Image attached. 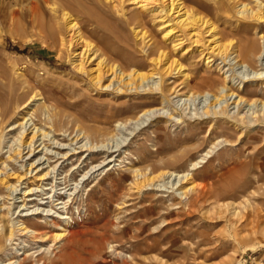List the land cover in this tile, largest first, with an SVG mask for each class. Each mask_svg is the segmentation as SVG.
<instances>
[{"label": "rangeland", "instance_id": "obj_1", "mask_svg": "<svg viewBox=\"0 0 264 264\" xmlns=\"http://www.w3.org/2000/svg\"><path fill=\"white\" fill-rule=\"evenodd\" d=\"M58 1L92 47L81 70L74 57L81 48L70 56L18 15H0V108H16L24 98L10 119L33 121L45 133L31 160L6 158L18 130L0 144V264H40L35 259L52 243L44 264H264V120L249 125L237 115L257 114L264 85L232 57L187 41L152 0H124L121 7ZM182 2L188 16L212 24L221 44L264 41V21L238 15L240 4L256 11L255 0ZM153 46L167 57L157 66ZM115 66L121 81L106 87L107 68ZM131 72L148 78L129 81ZM40 106L49 122L37 116ZM221 111L226 115L212 114ZM116 141L121 145L107 153L85 146ZM161 171L172 174L153 177ZM227 204L234 217L222 212ZM14 222L33 234L18 232Z\"/></svg>", "mask_w": 264, "mask_h": 264}, {"label": "bare ground", "instance_id": "obj_2", "mask_svg": "<svg viewBox=\"0 0 264 264\" xmlns=\"http://www.w3.org/2000/svg\"><path fill=\"white\" fill-rule=\"evenodd\" d=\"M107 1H112L114 5L116 4V6H120V7L122 6V4L124 2V0H107ZM126 1L127 2L128 1H132V3L134 2L136 4L139 0H126ZM229 1H231V0H228V2ZM255 1H256V4H257V10L256 11H250V10H248L246 8L245 5H241L240 4L239 7H238V8H240L238 10V15L239 14L240 15H244V14L248 13V14H250L251 17H254V18H256L257 20H260V21H264V3H263L264 0H255ZM152 2H155V7H156L155 11L156 12L163 13L166 18H169L170 20L174 21L175 25L178 26V28L181 31L184 32L186 38L189 37V38H187L188 39L187 41H189L190 43H192L193 45H195L198 48H203V46H206L212 53H215L217 56H220V57H223V58L232 57V59H234L238 64H240V65L242 64L243 66L248 68L249 78H252V80H254V82L258 81V83H256V84L264 85V41L261 42L260 46H256V45H249V46L245 45V46H242L240 44H234V43L232 44V43H229V42L226 43V44H223V43L221 44L219 42L218 38H217L216 30L213 28L212 24L209 23L208 21L204 20L203 18L198 17L194 13H192V14H190V16H188L187 12L185 11V8H184L182 0H152ZM1 3L2 4L4 3V7H3V5ZM145 3H148V2L142 3L140 5V8H143L144 5H146ZM0 4H1L0 5V15L2 14V9H5L4 11L7 10L5 13L6 14L8 13L9 18L12 19V20H14L15 17L18 15L19 17L22 18V20L25 21V24L28 27H30L34 31H37L39 33V35H41L42 33L46 32L48 34V36L52 40L57 41V43L63 48V50H65L66 53L69 54L70 56L76 54L75 53L76 49L81 48L82 49L81 54L75 55L74 57H77V58L81 59V60H79V63L76 65L78 70L80 68L81 69L85 68V63L87 62V59L88 58L90 59L88 53L91 51L92 47L90 46L89 42H87V41H85V39H83V37H82V35L80 33V30H79V26L74 21V18L72 17V15L70 13V10L67 7H64L62 4H60V2L58 0H6V1L0 0ZM144 8H146V7H144ZM6 14H4V16ZM248 19H249V17H248ZM256 19H253V21L254 20L256 21ZM172 23L173 22H170V24H172ZM131 26H132V24H131ZM205 34L208 35L206 38L204 37ZM134 36L137 37L136 32H135ZM167 36H169V32H168ZM154 44L155 43H153V45ZM74 47L76 49L72 50ZM153 47H154V49H153L154 65L157 66L161 62V60L163 58L167 59V57H166V55H165V53L163 51H160V48H158L157 46H153ZM211 52H209V53H211ZM100 59L101 60H99L97 62V68H98L97 72H98V74L95 76V80H94V82L96 81V83H100L101 82L102 75H103V72H102V68H103L102 67V63H103L102 59L103 58H100ZM175 66H177V64ZM115 68H116V66H115ZM115 68L114 67H108L107 68V69H109L111 71V73H110L111 75L109 74L111 76V78H109V76H108V78L111 79V80L109 81L110 83L108 85H106V87H109L113 83V81H112L113 79H116V81H118L119 77L122 74V72L118 68H116V70H115ZM103 70H104V68H103ZM107 72L105 71L104 74L106 75ZM151 74L153 75V73H151ZM125 76H126V78H128L129 81H137L140 84H142V81H145L148 78V75L138 74L136 72L135 73L131 72L129 74H126ZM103 79H105V78H103ZM120 81H121V77H120ZM106 83H108V82H106ZM125 83H124V85H125ZM114 84L115 83H113V85ZM135 84H137V83H135ZM155 85H154V87H155ZM240 88L245 90V87L243 85H242V87L240 86ZM261 93L264 95V88L261 89ZM225 96H224V98H226ZM235 97H236L235 99H237L236 100L237 103L243 102V99H241L240 96L236 95ZM31 99H32V97H31ZM34 99H33V101H34ZM23 100H24V98H22L20 102L17 101L15 103V105H17L18 107H16V108L13 107V108H11V110L2 111L1 108H0V144H4L5 143L7 135L9 134L8 132H10L9 130H14V129L18 130L17 135L14 138H12L11 142H9L10 144H9V146H7L8 150L5 152V153H7L6 158L7 157L9 158L8 161L11 158L12 159L15 158V160L19 161V160H23L24 158H26L28 160L29 159L31 160L32 158L37 157L38 156L37 153H39V151L37 149H39L38 148L39 145H40L39 143H41L39 141H40V139L42 140L43 137H45V133L43 132V130L40 127H38L36 125L35 122L32 121V123L31 122L29 123L28 119H23L22 123L16 124V122L13 123V120L10 119L12 114L17 110V108H19V105L20 106L22 105V107L26 106L27 102L26 101L23 102ZM234 103H235V101H234ZM245 104H247V103H245ZM259 107L260 108H259L257 114H256V111H254L255 113H252L253 115L252 116L250 115L251 117H248L247 113H246V115H245V113L237 114V115H239V120L238 121L245 120V122L248 123L249 125L253 124V123L261 122L262 120H264V103L261 102V106H259ZM37 112H38L37 113L38 117L46 115L47 122H49L51 120V117H50V115H48V112L44 109V106H40V108L37 109ZM151 113H153V111L148 112V113H144L143 116L140 119H137L133 123V130L142 121V118L144 119L146 116H150ZM154 113H155V111H154ZM212 114L226 115V111H221L219 113L213 112ZM249 114L250 113H248V115ZM151 116H152V114H151ZM29 117L31 119V116H29ZM6 126H8V127H7L6 130H4V128ZM131 134H132V132L129 133V135H131ZM114 140H116V139H114ZM111 142H108L106 144H100L99 146L98 145L97 146H93V145L91 146L89 143H86V144L84 143V144L90 150L94 149V151H95L96 148H97V150L100 148V150L101 149H105L106 153H107V151H110V152L112 151L111 150L112 147H113V149H117L118 146H120L121 143H122L121 142V143L118 144V142L116 141L114 146H110L109 147L108 145H110L109 143H111ZM82 148H84V147H82ZM10 152H11V154L8 155V153H10ZM37 160H39V159H37ZM40 161H41V159H40ZM33 165H34V163L29 164L30 167H32ZM7 166H8L7 164L3 165L5 170L8 169ZM39 166H41L40 162L37 164L36 167L33 166V169L35 170L36 174L39 171L38 170ZM31 171H32V169L29 168L27 173H30ZM165 174L170 176L172 173H169V171H161L158 174L154 175L153 177L156 176L158 178V176H162V175H165ZM186 175L187 174L182 175L180 177H183V179H184V176H186ZM176 177H179V176L177 175ZM16 180H18V182H19L20 181V177H17ZM0 182L3 183V180H1ZM150 186H151V184H150ZM8 187L10 188L11 186H8ZM186 189H188V187ZM184 191L185 190H179L178 191V195L180 196L181 199L184 198V195H183ZM185 201L186 200H184L183 202H185ZM234 207L235 206L233 204H227L226 207H224L222 209V212H227V214H228L227 216L234 217L236 215V213H235L236 210L234 209ZM13 224H15V227L17 226L18 232L22 233V232L25 231V232H30L31 234H33L32 231L26 230L25 227H23L22 225H19L18 222H14ZM24 235H25V233H24ZM60 235L55 236L54 239L59 241V239L61 238ZM12 236L13 235H12V232H11L9 234L8 239H11ZM54 247H55V245H54V243H52L50 246H48L47 249L44 250V252H45L44 257L35 259V261L39 262L40 264H44L43 263V259H45L47 257V255H52V253L54 252V249H55ZM10 264H16V262H12Z\"/></svg>", "mask_w": 264, "mask_h": 264}]
</instances>
